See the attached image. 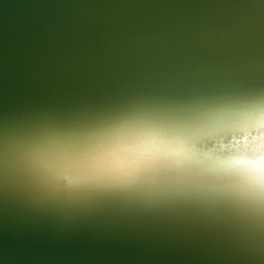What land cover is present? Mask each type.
<instances>
[{"label": "bare ground", "instance_id": "obj_1", "mask_svg": "<svg viewBox=\"0 0 264 264\" xmlns=\"http://www.w3.org/2000/svg\"><path fill=\"white\" fill-rule=\"evenodd\" d=\"M52 8L9 50V72L26 78L0 100L2 215L117 235L188 264H264V220L235 205L70 193L47 166L117 117L181 119L250 100L264 107V0H62Z\"/></svg>", "mask_w": 264, "mask_h": 264}, {"label": "snow or ice", "instance_id": "obj_2", "mask_svg": "<svg viewBox=\"0 0 264 264\" xmlns=\"http://www.w3.org/2000/svg\"><path fill=\"white\" fill-rule=\"evenodd\" d=\"M221 140L229 145L223 159L211 169L202 166L206 154H218ZM47 166L57 189L70 193L148 179L206 178L212 171L241 188L264 186V107L250 100L208 108L195 118L154 117L100 128Z\"/></svg>", "mask_w": 264, "mask_h": 264}, {"label": "water", "instance_id": "obj_3", "mask_svg": "<svg viewBox=\"0 0 264 264\" xmlns=\"http://www.w3.org/2000/svg\"><path fill=\"white\" fill-rule=\"evenodd\" d=\"M56 1L0 0V100L14 95L26 78L9 72V50L37 30ZM188 263L175 254L117 235L60 230L43 223L11 219L0 212V264Z\"/></svg>", "mask_w": 264, "mask_h": 264}, {"label": "clouds", "instance_id": "obj_4", "mask_svg": "<svg viewBox=\"0 0 264 264\" xmlns=\"http://www.w3.org/2000/svg\"><path fill=\"white\" fill-rule=\"evenodd\" d=\"M198 113L189 116L195 118ZM154 118L148 114H133L117 117L109 126ZM245 141L240 138V145ZM215 146V145H214ZM258 147V144H257ZM229 145L221 140L217 155L206 154L201 161L202 166L211 169L219 160L223 159L222 153L227 151ZM91 191H120L143 195L149 198H175L189 201H199L205 204L227 202L235 205L250 216L264 220V186L241 188L236 186L222 171H212L206 178L176 179L174 182L162 179H148L131 185L107 186Z\"/></svg>", "mask_w": 264, "mask_h": 264}]
</instances>
